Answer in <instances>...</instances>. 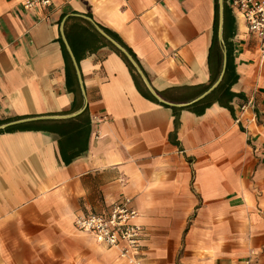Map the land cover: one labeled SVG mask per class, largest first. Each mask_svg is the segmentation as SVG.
<instances>
[{"label":"crops","instance_id":"crops-1","mask_svg":"<svg viewBox=\"0 0 264 264\" xmlns=\"http://www.w3.org/2000/svg\"><path fill=\"white\" fill-rule=\"evenodd\" d=\"M23 1L0 0V264H126L74 226L125 197L144 264H264V56L229 0Z\"/></svg>","mask_w":264,"mask_h":264},{"label":"built area","instance_id":"built-area-1","mask_svg":"<svg viewBox=\"0 0 264 264\" xmlns=\"http://www.w3.org/2000/svg\"><path fill=\"white\" fill-rule=\"evenodd\" d=\"M229 7L239 13L247 32L258 41V50L264 56V0H229ZM24 9H46L51 0H24ZM247 105H251L248 103ZM245 106H242L243 110ZM138 212L128 197L114 202L101 214H81L74 219L78 231L89 234L97 244L113 248L126 264H144L141 256L142 227L136 222ZM243 264H250L245 259Z\"/></svg>","mask_w":264,"mask_h":264},{"label":"trees","instance_id":"trees-1","mask_svg":"<svg viewBox=\"0 0 264 264\" xmlns=\"http://www.w3.org/2000/svg\"><path fill=\"white\" fill-rule=\"evenodd\" d=\"M216 1V5H217V0ZM216 8H218V5L216 6ZM229 10L227 7H224V21L225 23L229 20ZM103 30L105 31V33H107L112 39H114L121 47H123L127 53L129 55H131L133 57V54L130 52V50L128 48L125 47V45L121 42V40L117 37L116 34H114L113 32L109 31L108 29L103 28ZM215 30H216V21H215ZM108 44V43H107ZM109 45V44H108ZM115 50L121 54L122 58L124 59V61L126 62L127 66L129 67L130 70H134V66L131 63V61L129 60V58L127 57L126 54H124L121 50H119L118 48H115ZM63 53L65 56V60H69L68 55L66 53V51L63 49ZM134 58V57H133ZM218 64H219V58H218ZM233 72L231 71V78L233 77ZM231 79V83H232ZM225 83L226 81H222L217 88H215L209 95L205 96L203 99H201L198 102H195L189 106H187L188 109H193V111L196 112H202L208 105H210L213 101L217 100L219 101L220 104L222 105H227V102L231 99L232 94L229 92L228 88L225 87ZM180 109L179 108H173L174 114H175V122H176V118L178 116V111Z\"/></svg>","mask_w":264,"mask_h":264}]
</instances>
